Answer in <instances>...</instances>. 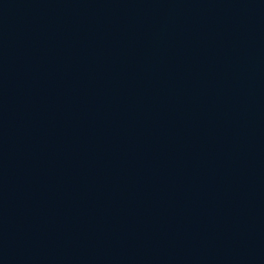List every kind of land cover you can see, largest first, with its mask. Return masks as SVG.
I'll return each instance as SVG.
<instances>
[{"label": "water", "instance_id": "obj_1", "mask_svg": "<svg viewBox=\"0 0 264 264\" xmlns=\"http://www.w3.org/2000/svg\"><path fill=\"white\" fill-rule=\"evenodd\" d=\"M0 264H264V0H0Z\"/></svg>", "mask_w": 264, "mask_h": 264}]
</instances>
